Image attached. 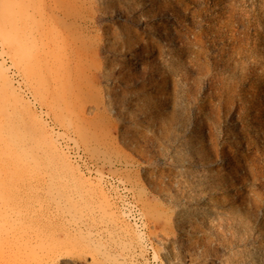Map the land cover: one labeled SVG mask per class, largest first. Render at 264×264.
Returning <instances> with one entry per match:
<instances>
[{
    "label": "rangeland",
    "instance_id": "1",
    "mask_svg": "<svg viewBox=\"0 0 264 264\" xmlns=\"http://www.w3.org/2000/svg\"><path fill=\"white\" fill-rule=\"evenodd\" d=\"M0 264H264V0H0Z\"/></svg>",
    "mask_w": 264,
    "mask_h": 264
}]
</instances>
